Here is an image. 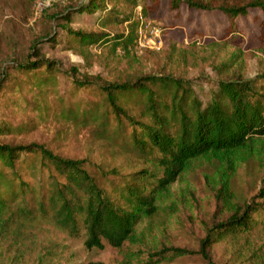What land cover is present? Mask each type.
<instances>
[{
	"label": "trees",
	"instance_id": "obj_1",
	"mask_svg": "<svg viewBox=\"0 0 264 264\" xmlns=\"http://www.w3.org/2000/svg\"><path fill=\"white\" fill-rule=\"evenodd\" d=\"M157 4V0H86L68 5L63 13L50 15V20L70 25L77 14L101 11L103 30L127 24L125 30L87 33L63 26L68 42L82 53L109 47L130 54L139 47V29ZM182 4L198 11L222 12L233 30L236 20L250 10L264 13V0H170L171 10ZM138 8L140 19L134 17ZM261 26L264 34V20ZM46 40L56 42L50 35ZM41 42L32 45L24 64L14 67L30 86L28 90L36 88L39 95L56 90L59 74H63L57 62L39 51ZM66 72L75 91L90 90L94 97L72 107H67L65 96L60 97L59 102L66 104L60 118L90 128L99 140L114 144L128 156L129 169L134 168L132 163L141 167L124 173L120 167L108 168L89 159L64 158L40 144L0 142V236L15 216L23 218L25 225L51 218L74 236L85 231L88 250L109 246L121 251L142 220L158 213L162 197L201 159L214 165L213 181L207 179L228 217L206 229L196 251L163 248L150 255L148 264L187 257L217 264L211 256L216 243L249 235L264 224V185L248 200H240L233 189L244 153H258L264 164V87L260 84L264 75L257 79L236 75L201 78L199 82L209 87L203 93L194 81L168 74L108 82L99 76L80 75L76 68ZM2 74L8 76L6 71ZM33 79L36 82L31 83ZM2 85L1 94L17 84L8 78ZM20 91L23 95L21 85ZM6 130L0 126V136Z\"/></svg>",
	"mask_w": 264,
	"mask_h": 264
},
{
	"label": "rangeland",
	"instance_id": "obj_2",
	"mask_svg": "<svg viewBox=\"0 0 264 264\" xmlns=\"http://www.w3.org/2000/svg\"><path fill=\"white\" fill-rule=\"evenodd\" d=\"M35 1L0 0V87L8 78L15 79L17 84L12 90L0 93V126L7 129L0 136L2 143H36L64 158L89 159L108 168L120 167L124 173L137 171L141 166L132 163L134 168L129 169L128 156L113 147L114 144L99 140L90 128L75 126L60 118L66 105L59 102L60 97L65 96L67 107L94 97L90 90L75 91L66 71L76 68L80 75L99 76L108 82L168 74L194 81L203 93L209 87L199 82L201 78L217 80L236 75L257 79L264 75L261 26L264 13L259 9L250 10L246 17L237 19L233 30L229 19L220 11H198L186 4L174 11L170 0H157L158 4L150 8L144 20V24L150 25L144 31V46L130 54L123 50L114 52L109 47L91 48L82 53L68 42L63 26L87 33H120L127 24L103 30L99 22L101 11L77 14L70 25L50 20V15L63 13L68 5L86 0H56L45 16L34 21ZM118 6L121 5L118 3ZM140 11L138 8L134 12L136 19H140ZM127 12H131L130 8ZM153 30L156 35L151 33ZM49 35L55 37L56 42L45 41ZM150 38L154 43L147 44ZM40 41L43 42L38 45L39 51L46 59L57 62L63 71L56 90L42 95L36 88L29 91L30 86L14 68L26 62L32 45ZM4 71L8 76H3ZM34 82L33 79L31 83ZM260 84L264 87V80ZM20 85L23 95L19 93ZM242 160L233 189L240 200H248L264 185V164L255 152L244 153ZM214 172L210 160L193 162L162 197L158 213L142 220L132 241L121 251L109 246L104 250H88L85 231L74 236L51 218L41 224L25 225L23 218L15 216L7 232L0 236V264H148L150 255L163 248L196 251L206 229L220 224L229 215L217 202L208 182L207 176L212 182ZM211 256L217 264H264V224L249 235L216 243ZM160 264L205 263L199 257H187Z\"/></svg>",
	"mask_w": 264,
	"mask_h": 264
},
{
	"label": "built area",
	"instance_id": "obj_3",
	"mask_svg": "<svg viewBox=\"0 0 264 264\" xmlns=\"http://www.w3.org/2000/svg\"><path fill=\"white\" fill-rule=\"evenodd\" d=\"M55 1L56 0H36L35 1V6H34V17H35L34 21H37L44 14V12L52 6V4ZM149 28H150V25L149 24H144V22H143V25L139 29V32H138L139 47L140 46H144V43H145L144 31L148 30ZM151 33L154 34V35L157 34V33L154 32V30L151 31ZM151 42H153L152 38L148 39V41L146 43L150 44Z\"/></svg>",
	"mask_w": 264,
	"mask_h": 264
}]
</instances>
